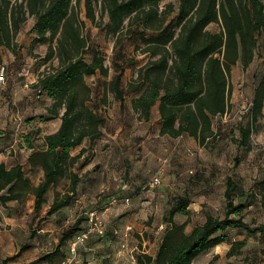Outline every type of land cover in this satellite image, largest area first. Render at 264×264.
Masks as SVG:
<instances>
[{
  "label": "trees",
  "instance_id": "1",
  "mask_svg": "<svg viewBox=\"0 0 264 264\" xmlns=\"http://www.w3.org/2000/svg\"><path fill=\"white\" fill-rule=\"evenodd\" d=\"M164 0H0V66L4 65L3 49L18 55L17 38L30 17L35 19V43L48 44L45 61L57 59L58 65L39 76L33 88L40 98L51 99L42 121L61 119L60 128L36 145L25 136L26 145L35 149L29 156L34 167L44 170V179L34 186L23 165L8 168L0 163V203H25L35 196L34 212L40 214L49 191L62 178L70 180L65 193L57 192L48 211L52 216L71 206L82 180L74 166L105 133L108 119L92 105L93 88L87 78H108L110 68L101 52L87 59L89 42L84 35L81 7L86 16L100 26L97 8L102 18L109 17L112 31L134 32L140 37L142 53L149 57L141 66L137 78L128 86L134 93L132 107L140 121L149 122L158 105L161 135L171 138L192 137L206 146L219 135L214 131V119L225 116L230 108L231 77L234 68L244 70L264 52V0H179L178 5ZM216 25V30L210 29ZM123 73L111 82L116 99L125 100ZM107 104V96L102 100ZM264 115V78L255 89L251 120L239 125V145L251 151V136ZM84 144L80 155L72 151ZM223 215L206 214L203 224L188 231L193 203L191 196H176L163 218L164 236L156 256L142 253L138 264H194L195 259L219 245L231 244L229 257L240 255L247 240L232 239V231L249 237H264V223L255 226L245 212L254 205L264 211V178L245 191L233 177L225 190ZM187 217L184 223L176 215ZM1 219V218H0ZM84 218H79L64 233L56 250L26 264L53 262L64 255L67 243L84 231ZM28 248L6 258L10 264ZM264 253V250H263ZM219 258L215 256L209 264Z\"/></svg>",
  "mask_w": 264,
  "mask_h": 264
},
{
  "label": "rangeland",
  "instance_id": "2",
  "mask_svg": "<svg viewBox=\"0 0 264 264\" xmlns=\"http://www.w3.org/2000/svg\"><path fill=\"white\" fill-rule=\"evenodd\" d=\"M170 2L178 5L179 0H164L163 6ZM97 15L100 26L87 18L85 3H83L81 18L84 35L89 42L87 59L91 60L95 52L99 51L106 58V64L110 68L109 77L106 79L87 78L93 88L92 105L108 119L104 136L90 149V157L100 154L103 158L104 152L111 145L108 135L113 132L117 135L114 141L116 149H122L126 157L123 161L117 160L111 169L113 175H116L115 178L128 185L126 194L132 195L136 191L134 182L140 181L142 185L147 186L154 175L161 171L162 184L153 188V193L156 196L161 194L168 196L169 202L165 199L162 203L155 204V209L158 207L160 214L176 196L188 195L192 197L193 205L199 208L200 212L192 210L191 222L187 230L202 224L208 212L223 215L226 203V182L229 177L237 180L245 191L251 190L258 180L264 178V115L255 125L251 136V151L239 145L241 140L239 125L251 120L254 92L264 78V52L260 50L248 70H244L242 64L234 68L231 77L229 111L226 116L214 119V131L219 135L216 140H212L206 146L189 137L181 138L178 142L161 141L159 137L154 136L159 129V108H154L152 119L149 122L140 121L131 109L135 95L128 90V86L137 78L139 68L149 60V57L142 53L140 37L136 31L138 27L133 28L134 32L124 30L120 34H115L112 31L109 17L106 15L102 18L100 7L97 8ZM34 24L35 19L30 17L23 26L17 38L18 55L3 49L6 77L4 82L0 81V135L3 133L5 135L0 137L3 139L0 141V144L3 143L0 146L13 145L11 154L19 147L15 144L16 140H21L22 136L28 134L32 128L28 127L27 121L44 114L42 106L44 103H49L45 101V98L38 96L33 84L49 68L58 65L57 59L45 61L49 45L35 43L37 35L33 32ZM217 28L216 25L210 27L212 30ZM121 72L123 73L122 86L125 90L123 106L111 91V82ZM105 96H107V104L102 102ZM105 165L106 162L103 159L100 164L87 169L85 173L86 181L97 182L96 195L103 199L108 194L105 184L110 176V168H104ZM26 170L30 172L29 168ZM29 178H32L33 185H37L40 181V172L37 170L30 172ZM68 188L69 179L62 178L51 189L49 198H55L57 192L65 193ZM140 201H145L144 195L140 197ZM106 205L109 206L103 203L83 204L76 215L68 217L61 224L45 219L50 209L49 203L44 206L41 215L34 221H32L33 206L32 203H28V200L24 205L13 203V207L0 203V247L2 248L0 264L6 256L19 254L24 246L28 248L19 257L22 264L53 252L58 247L64 233L79 218H84L83 228L88 227L92 212H97L99 215L105 234L108 224L102 211ZM13 211L18 214L16 216L19 224L17 227L8 216V213ZM245 214L247 221L252 224L256 222L255 226L264 223V211L259 205L247 209ZM151 216L140 218L138 221L140 226L146 225L148 228L156 229L163 225L161 224L162 217L154 219ZM185 218L182 216L181 220ZM121 219L129 218L121 217L118 221ZM118 221L114 224L117 222L118 225ZM230 236L237 241L247 240V245L240 255L233 257L227 255L229 245L216 248L220 254L213 264H264V237H249L240 231H232ZM95 237L102 239L101 235L95 234L90 240ZM89 242L78 247L72 264H106L97 262L95 255L92 257L93 251L90 250ZM70 245L71 242H68L63 248L62 257L43 264H63L69 258L72 259ZM211 256H213L212 253L209 257L201 255L199 262L205 263L209 258L211 260Z\"/></svg>",
  "mask_w": 264,
  "mask_h": 264
},
{
  "label": "crops",
  "instance_id": "3",
  "mask_svg": "<svg viewBox=\"0 0 264 264\" xmlns=\"http://www.w3.org/2000/svg\"><path fill=\"white\" fill-rule=\"evenodd\" d=\"M45 101L46 102L49 101V103L48 104L44 103L42 106V108L44 109L43 110L44 114H46L47 107L52 102L51 99L49 98H46ZM156 107L159 108L158 105ZM131 109L133 110V107ZM158 113H159V109H158ZM42 115L43 114H41L40 116H35L31 120L29 119L27 121L28 127L29 128L32 127V128L28 134L22 136L21 140L18 139L16 140L15 144H18L19 147L17 149H14L13 154H11V151L14 148L13 145H11L10 147L0 146L2 147L0 148V163H5L8 168H12L20 164L24 166L25 171H27L26 168H29L30 172H34L35 170L40 172V181L37 183V185L34 186H38L43 181L44 170L41 167H34L32 166V164H30L29 156L34 152L35 149H31L26 145L25 136L27 135L31 136V140L33 141L34 144L42 145L44 142V137L47 134L56 132L60 128L62 123L61 119L44 122L40 118ZM160 131H161V123H160V114H159V129H158V133L154 135L155 137L156 136L159 137L161 141L173 140L174 142H178L181 138H186V137H180L175 139L168 136H163L161 135ZM3 135H5V133L0 135V137L1 136L3 137ZM108 137L111 145L110 148L106 152H104L102 156L103 158H101L100 154L96 155V157L95 156L90 157V150H88L86 153L82 155L78 163L74 166V170L78 172L79 175L82 177V180L77 189V196L75 202L71 206L62 209L60 212L52 216H48L47 214L45 219L54 220L55 222L63 224L68 217H71L72 215L73 216L76 215L83 204H88V205H91L92 203L109 204V206L106 205V208L104 207V210L102 211V214L105 216V220L107 221L108 224V226L106 227V233L104 235H101L102 239L95 237L93 240H89L90 242L88 241L90 245V250L93 251L91 255L92 257L93 255H95V259L97 262L98 261L105 262L106 264H138L137 258L140 254L148 253L153 256H156L158 254L164 236V229L162 228L163 225L162 226L160 225L156 229H151L146 227V225L144 227H141L138 221L140 220V218L147 217L148 215H152L151 217H154V219L161 217L164 218V216H166V214L168 213V209L170 205L167 204L165 210H163L160 214L158 207H156L155 209V204L159 202L162 203L165 199L167 200L168 196L163 194H161L160 196H156L153 193L154 190L153 188H150L148 185L147 186L142 185L140 181L134 182V185H136L135 186L136 191L132 195L126 194L127 192L122 188L121 181L115 178L116 175L115 176L113 175L114 173L111 169V167L117 160L123 161L126 155L123 153L122 149L119 150L116 149L114 141L117 139V135L111 132L108 135ZM0 141H3V139L0 138ZM84 147L87 148L88 145L84 144L74 149L72 151V155L73 156L80 155ZM103 159L104 162H106L104 168L106 167H108V169L110 168V172H109L110 176L105 184L108 194L104 196L105 197L104 199L101 197L98 198V195H96V187L98 185L97 182L94 181L91 182L85 180L87 178L85 177V173L87 172V169H92V167H94L95 165L100 164L101 161H103ZM29 173L26 172L28 177H29ZM69 184H70V180H69ZM50 192L51 190L49 191V193ZM49 193L47 195L48 202L46 203L45 206H47V204L49 203L48 207H51L54 201V197L49 198ZM142 195L145 196V201L143 202L140 201V197ZM113 198H118L119 200L114 205L111 204ZM167 202H169V199L167 200ZM13 203L14 204L18 203L19 205L25 204V203H20L18 201H11L7 204V206L13 207L12 206ZM28 203H32L33 206L32 221L37 220L38 217L41 215V212L38 216H36L34 212V206H35L34 195L29 196ZM191 209L200 212L199 208L194 206L193 203L191 205ZM15 211H13L12 213L9 212L8 216L9 219L13 221L12 223L14 224V226L17 227L19 225L16 218L18 214ZM182 216L184 215L178 214L175 217L179 223H184L187 220V217L181 220ZM121 217L129 218V219L127 220L121 219L120 221H118V219H120ZM205 220L206 217H204L203 223L205 222ZM115 221H118V225L117 222L116 224H114ZM161 224H163V222ZM192 229L193 227L188 231H191ZM42 231L45 230L42 229ZM140 239L143 242L140 241ZM224 245H229L230 246L229 251L231 250L232 245L228 243L219 245L216 248H220L221 246ZM216 248L201 254L203 256L208 255L209 257V255H211L212 253L213 256H211V260L209 258L205 263H200L199 260L201 259L200 258L201 255H199L195 259L194 264H209V262L212 261L215 256L220 254L216 250ZM0 250H2L1 247ZM6 258L8 257L6 256L3 259L5 260ZM14 264H22L21 258L20 260L19 258L16 259L14 261Z\"/></svg>",
  "mask_w": 264,
  "mask_h": 264
},
{
  "label": "built area",
  "instance_id": "4",
  "mask_svg": "<svg viewBox=\"0 0 264 264\" xmlns=\"http://www.w3.org/2000/svg\"><path fill=\"white\" fill-rule=\"evenodd\" d=\"M5 77H6V68L4 65H2L0 66V81L4 82ZM226 115L227 114H225V116ZM190 173H194V172L190 171ZM161 184H162V173L161 171H158L154 175V177L152 178L148 186L150 188H155V187L160 186ZM122 188L124 190L128 188V185L123 181H122ZM118 201H119L118 198H113L111 201V204L114 205ZM162 228H164V226H162ZM95 234L104 235V228L102 225V221L100 220V217L97 214V212H92L90 215L88 227L84 229V231L81 232L78 236H76L71 242L70 248H71L72 259L69 258L63 264H72L76 258L78 247L87 243L91 239V237Z\"/></svg>",
  "mask_w": 264,
  "mask_h": 264
}]
</instances>
